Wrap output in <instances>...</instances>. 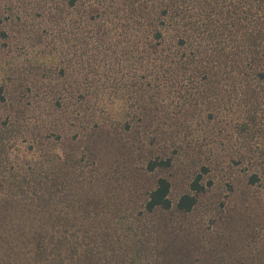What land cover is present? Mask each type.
I'll return each mask as SVG.
<instances>
[{"label":"trees","instance_id":"16d2710c","mask_svg":"<svg viewBox=\"0 0 264 264\" xmlns=\"http://www.w3.org/2000/svg\"><path fill=\"white\" fill-rule=\"evenodd\" d=\"M64 4L71 10L84 6L85 36L104 49L118 47L109 42L114 33L127 39L123 61L130 63L133 76L129 84H118L117 89L127 90L129 114L138 112L143 122L147 150L141 159L147 173L174 167L176 157L167 155L170 147L158 150L156 130L166 124L176 133L189 128L186 123L191 120L181 121L179 115L191 107H204L208 118L214 119L238 100L250 117L240 125L243 130L264 116V0H64ZM47 14L50 33H60L65 8L58 0H47ZM90 23H95L91 29ZM53 83H47L54 101L51 106L61 110L65 94ZM83 87L78 103L85 118L90 97L97 96L92 90L98 88ZM174 101L180 103L177 112ZM132 124L127 123L130 132ZM95 125L84 136H111ZM2 132L0 168L9 164L11 145L19 154L16 166L9 172L5 168L0 179V264L261 263L233 253L214 259L193 257L200 247L191 242L194 225L190 217L212 184L205 182L209 166H202L190 190L177 201L171 197V179L160 176L140 204L136 198L121 204L113 194L116 188H108L107 180L133 164L128 156L127 166L118 157L105 163L95 142L69 154L46 150L45 160L31 162L20 156L19 141L27 139L21 125L9 121ZM34 147L30 145L29 152L36 154V150L31 152ZM131 147L122 144L119 151L126 156ZM181 149L175 143L171 151L180 155ZM258 180L257 173L250 176L251 183ZM202 248L209 253L207 246Z\"/></svg>","mask_w":264,"mask_h":264},{"label":"rangeland","instance_id":"374dc122","mask_svg":"<svg viewBox=\"0 0 264 264\" xmlns=\"http://www.w3.org/2000/svg\"><path fill=\"white\" fill-rule=\"evenodd\" d=\"M58 1L65 8V20L63 30L55 36L49 30L47 0H0V136L5 123L20 124L23 136L28 139L22 137L19 141L20 156L31 162L45 160L46 150L69 154L95 142L105 163L118 157L127 166L125 161L129 157L133 164L124 173L117 172L114 179L109 176L107 180L108 188H116L113 194L121 204H129L135 198L140 199V204L142 195L154 187L160 176L171 179V197L177 201L190 190V182L202 166L207 165L210 172L205 175V182L211 180L212 184L201 196L190 219L194 225L191 242L200 249L207 246L209 253L202 252V248L193 257L214 259L233 253L238 258H254L253 262L264 264V116L259 117L256 125L252 121L249 129L243 130L240 125L250 117L244 103L238 100L232 108L216 113L214 119L208 118L209 112L204 107H191L179 115L181 121L191 120L186 123L189 128L176 133L166 124L156 130L160 140L158 150L164 152L170 147L167 155L176 157L174 167L147 173L142 169L144 159H141L147 150L146 143L143 145L147 138L143 122L138 119V112L136 117L129 114L127 90L117 89L118 84H129L133 76L130 63L123 61L127 39L114 33L113 41L109 42L118 47L104 49L103 44L97 45L85 36L84 6L71 10L64 0ZM94 24L90 23L89 29ZM83 58L89 63L84 61V64ZM49 82L63 88L66 100L61 110L51 106L54 101L51 85L47 86ZM82 87L98 88L92 90L97 96L90 97L85 118L78 103ZM177 104L180 103L173 102L174 112ZM131 121L133 132L127 127ZM93 124L102 126L111 136H84L91 132ZM175 143L182 146L180 155L171 151ZM122 144L132 145L126 156L119 151ZM30 145L35 146L31 152L36 150V154L29 152ZM3 153L0 143V154ZM7 154L9 164L5 168L9 172L16 166L19 153L11 145ZM5 168H0V179ZM254 173L259 180L251 183L250 176Z\"/></svg>","mask_w":264,"mask_h":264}]
</instances>
